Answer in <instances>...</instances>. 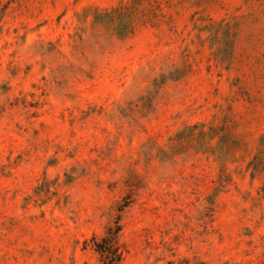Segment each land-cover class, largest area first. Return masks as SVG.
I'll use <instances>...</instances> for the list:
<instances>
[{"label": "rangeland", "instance_id": "rangeland-1", "mask_svg": "<svg viewBox=\"0 0 264 264\" xmlns=\"http://www.w3.org/2000/svg\"><path fill=\"white\" fill-rule=\"evenodd\" d=\"M264 264V0H0V264Z\"/></svg>", "mask_w": 264, "mask_h": 264}, {"label": "trees", "instance_id": "trees-1", "mask_svg": "<svg viewBox=\"0 0 264 264\" xmlns=\"http://www.w3.org/2000/svg\"><path fill=\"white\" fill-rule=\"evenodd\" d=\"M114 238L109 236L96 243V249L102 256L100 264H119L120 253L118 248L114 246Z\"/></svg>", "mask_w": 264, "mask_h": 264}]
</instances>
